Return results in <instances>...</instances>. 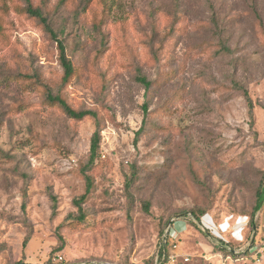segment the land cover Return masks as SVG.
<instances>
[{"label": "rangeland", "instance_id": "rangeland-1", "mask_svg": "<svg viewBox=\"0 0 264 264\" xmlns=\"http://www.w3.org/2000/svg\"><path fill=\"white\" fill-rule=\"evenodd\" d=\"M30 2L73 75L0 0V264H162L163 232L188 264H264V0Z\"/></svg>", "mask_w": 264, "mask_h": 264}, {"label": "trees", "instance_id": "trees-1", "mask_svg": "<svg viewBox=\"0 0 264 264\" xmlns=\"http://www.w3.org/2000/svg\"><path fill=\"white\" fill-rule=\"evenodd\" d=\"M25 4V13L31 17L34 18L35 20H37V22L43 27V29L45 30L46 33L49 34L50 38L52 40L55 41L56 43V47L58 50V62L59 65L62 69V77H61V83L62 85L66 84L68 82V80L72 77L73 75V67L70 63V61L67 59L66 53H65V48L63 43L57 39V36L55 34V32L53 31V29L51 28L47 17L44 15V13L42 12V10L40 8L37 7H33L30 0H22ZM138 81L147 89L149 87V83L146 82V80L144 78H139ZM243 96L245 98V101L247 103V108L248 111H252V104L251 101L248 97L247 92L244 90L243 91ZM46 100L47 102L51 103V104H55L57 105L62 112L65 114V116L69 119L72 120H76V121H80L83 120L85 118H92L94 120H96V114L91 112V111H84V110H80V111H76L73 110L64 99H62L59 95H52L51 93H48L46 95ZM142 111L143 114L146 115L147 113V106L143 105L142 106ZM143 124H144V120H143ZM138 134V132H137ZM99 132L96 130L91 137L90 140V148H89V158H88V163L87 166L85 167L86 169L82 172L84 181H85V191L84 194L81 195L77 200H75V206L78 209V212L81 213V204L85 201L87 195L90 193L91 191V187H92V181L90 179V177L87 175V171L88 168H90L94 162L95 159L97 157V151L99 148ZM264 203V182L259 186V188L256 190L255 193V204L252 210V216L253 214H255L256 212H258ZM189 216L194 217V219L196 221H199L201 219L200 216H194L192 214H189ZM83 217H80V220H82ZM167 235L163 234L161 235V241L159 244V248H158V259L162 262V264H165V259L166 256L169 254L168 253V241H167ZM26 245V241L23 242V247H25ZM218 246L220 247V250H224L225 249V245L222 242H219ZM230 254H232V252H230Z\"/></svg>", "mask_w": 264, "mask_h": 264}, {"label": "built area", "instance_id": "built-area-1", "mask_svg": "<svg viewBox=\"0 0 264 264\" xmlns=\"http://www.w3.org/2000/svg\"><path fill=\"white\" fill-rule=\"evenodd\" d=\"M63 261L61 255L57 254L52 262L55 264H60ZM165 262L167 264H188L189 258L178 251V247L176 244L172 246V251L170 254L166 256Z\"/></svg>", "mask_w": 264, "mask_h": 264}]
</instances>
